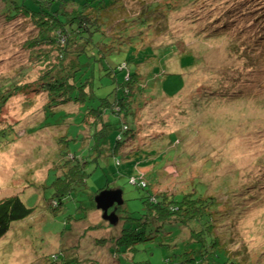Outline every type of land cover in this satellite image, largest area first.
<instances>
[{"label": "trees", "instance_id": "obj_1", "mask_svg": "<svg viewBox=\"0 0 264 264\" xmlns=\"http://www.w3.org/2000/svg\"><path fill=\"white\" fill-rule=\"evenodd\" d=\"M195 1L187 0V6ZM242 1L246 8L243 7L240 16L244 19L251 16V8L250 0ZM260 2H263L261 7L264 8V0H259ZM181 9V1L163 4L161 0H0V25H14V28L23 31L26 36L24 41L18 44L15 42V31L9 35V41L28 55L27 65H22L0 82V112L3 104L14 97L21 94H42L46 96L45 115L32 131L36 133L45 128L59 129V136L56 138L58 152L54 157L57 160L52 170L60 171L54 174L53 194L48 201V209L53 217L66 209L64 199L87 184L90 176L88 165L98 161L97 157L92 158V153L90 157L87 154L77 155L71 148L72 144L87 146L91 150L92 139L94 145L100 148L102 144H111L110 137L117 131L114 138V156L120 160L116 163L117 166L123 161L128 162L130 155L137 156L139 153L144 159L136 162L149 163L160 151L165 153L174 148L176 151L173 157L199 161L200 154L193 156L185 152V140L194 139L199 133L201 136L207 130L194 134L198 128L183 129V124L177 125V132L169 133L159 140L161 142L154 143L157 146L147 151L149 154H142L144 147L141 148L136 141L144 133L142 121L158 105L159 99L163 95L171 98L176 96L168 95L166 80L175 79V93L180 91L179 95L187 87L186 77H183L186 71L189 70L186 75L194 74L191 76L194 79L207 69V64L201 59V55L204 56L203 52L207 50L202 48L195 51L192 46H187L188 40L186 43L185 38L178 39L171 32L174 22L172 15ZM185 20L180 18V23ZM209 20L206 19L205 23ZM229 23L216 19L210 25L216 32L225 33L232 30ZM235 33L237 37L242 36L238 29H235ZM182 36L183 32L179 37ZM11 50H5V53H11L10 56L13 57L17 54V49L14 48V52H10ZM224 50L220 54L225 62L235 54L241 55L235 45L227 47L225 44ZM215 56L209 60L211 68ZM177 61L178 67L173 71ZM187 61L194 66H186ZM217 64L222 63L216 61L214 66ZM219 67L215 66V69ZM37 69L41 70L39 77L28 79ZM214 73L209 72L211 75ZM26 78L28 81L19 85ZM229 95L221 90L214 97L204 96L203 100L208 101L207 104L199 101L198 106L208 108L210 100L215 99L229 101L233 97ZM239 98L236 96L233 101ZM68 107H72V111H68ZM135 114L139 117L134 118ZM49 117L52 118L50 123L47 121ZM230 117L222 118L221 122H228ZM209 124L216 125L218 129L221 126V129H227L214 120H209ZM73 126L81 128L72 130ZM183 130L187 132L186 135L180 134ZM122 135H125L127 143ZM12 136L13 133L8 129L0 131V146L11 142ZM175 136L181 139V148L171 143L170 139ZM133 143L136 148L131 152ZM159 146L161 147L158 148ZM128 148L131 152L129 154ZM69 155L73 158L70 159ZM205 156L204 164L212 169V158ZM179 159L175 161L178 166L167 162L165 181L167 179L168 183H177L181 181L182 173H187L190 176H186V185H176L173 188L164 185L166 188L162 189L163 182H158V185L150 184L144 173L131 175L130 182L147 191V195L142 198L143 209L137 213L124 211L121 207L118 210L119 221L115 226L105 221L93 223L90 219L93 211L85 213L80 221L73 216L76 221L73 233L78 235V239L62 242V250L58 254L44 257L46 264H102L99 260L101 257H98L99 250L112 255L116 264H152L149 256L161 247H175V252L173 256L163 258L160 264H244L242 260L245 253L241 251L240 245L233 242L228 232L225 234L220 229L226 217L222 208L233 203L236 208H230V211L236 209L241 217L256 204L252 202L256 196H252L253 192L249 191L238 199L228 195L230 200L220 201L210 193L211 184H206L205 180L195 174V170L188 167L184 168L185 171L180 169ZM162 167L159 169H163ZM241 176V173L234 172L236 180ZM170 177L174 180H170ZM229 183L224 182V187H221L226 194L234 192L230 190ZM105 188H101L98 193ZM253 188L257 186L254 185ZM114 190L123 191L120 186ZM246 199L251 200L247 202ZM34 212L35 207L28 206L20 195L14 194L0 200V240L11 232L16 222L29 219ZM64 224L61 235L69 231V221ZM79 225H84V229ZM77 228H80L79 231ZM100 233L106 235L100 236ZM74 243L76 245L71 247ZM87 246L92 248L88 252ZM142 253L147 257L141 256ZM246 264H252V261L249 260Z\"/></svg>", "mask_w": 264, "mask_h": 264}, {"label": "rangeland", "instance_id": "obj_2", "mask_svg": "<svg viewBox=\"0 0 264 264\" xmlns=\"http://www.w3.org/2000/svg\"><path fill=\"white\" fill-rule=\"evenodd\" d=\"M161 1L163 4L182 2V9L172 15L174 22L171 32H174V36L178 39L185 38L186 43L188 40L187 46H192L193 50L198 51L202 48L207 50L203 52L204 56L201 55V59L203 58L207 64L205 65L207 69L204 73L197 74V78L195 76L194 79L191 77L194 74L186 75L189 70L186 71L183 77H186L187 87L179 95L177 94L180 91L175 93L177 91L175 79L166 80L165 89L168 95L176 96L171 98L163 95L158 105L145 116L146 120L142 121L143 127L139 119V125L144 133L140 134V137L136 136V141L141 148L144 147L142 154H149L147 151L157 146L154 143L161 142L159 140L169 133L177 132L179 127L177 125L183 124L185 126L183 129L198 128L194 134L207 130L201 136L199 133L194 139L185 140V152L193 156L200 154L199 161L173 157L176 151L174 148L168 149L165 153L160 151V154L158 153L149 163H137L136 160L144 159L139 153L137 156L128 157L129 164L123 161L117 166L116 163L120 161L114 156V138L117 131L110 137L111 144L105 146L102 144L100 148L94 145L92 139L91 150L87 146L72 144L71 148L77 155L87 154L90 157L92 153V158L97 157L98 161L88 165L90 176L87 184L64 199L66 209L59 211L58 215L53 217L48 209V201L53 194L54 174L60 171L52 170L57 160L54 157L58 152L56 138L59 136V129L45 128L36 133L32 131L44 118L45 95L21 94L12 98L3 104L4 107L0 112V131L8 129L13 133L11 142L5 143L8 148H5V145L0 146V200L14 194L20 195L28 206L35 207V212L29 219L16 222L11 232L0 240V264H46L44 257L58 254L62 250V242L78 239V235L73 233V227L76 226L75 218L80 221L85 213L93 211L90 217L93 223L105 221L102 211L96 208L95 194L106 186L104 190L122 187L124 203L119 209L123 207L124 211L140 212L143 209L142 198L147 195V191L134 186L130 182L131 175L144 173L150 184L158 185V182H163L162 189L168 186L173 188L176 185H186V176H190L187 173H182L181 181L177 183L176 181L168 183L167 179L165 181L167 162L173 164L177 159L182 171L187 167L193 169L206 184H211L210 193L220 201H227L228 195L238 199L240 195L253 192L252 196L256 198L252 202L256 204L241 217L236 209L230 211V208H236L233 203L226 204L225 208H222L226 217L220 229L225 234L228 232L233 242L240 245L241 251L245 253L242 263L246 264L251 260L252 264H264V8L261 7L263 2L250 0L251 11L247 12L251 16L243 19L240 12L245 7L243 6L245 2L242 0H196L189 6L187 0ZM200 6L204 7L199 8ZM180 18L186 20L180 23ZM208 18L210 20L205 23ZM216 19L223 23L232 22L229 23L232 30L225 33L216 32L210 25ZM235 29L242 33L241 37L236 36ZM14 31L17 32L14 37L17 44L26 39L20 28H14V25L8 27L0 25V82L15 73L22 65H27L28 55L9 41V35ZM182 32L183 36L179 37ZM225 44L227 47L238 46L241 55L235 54L231 60L225 62L220 54L225 51ZM14 48L17 49V54L13 57L10 56L11 53H5V50L9 49H12L10 52H14ZM213 56L215 61L211 68L209 60ZM216 61L222 64L215 66H220L226 71H222L220 67L215 69ZM178 64L177 61L173 71H176ZM186 66L192 67L194 64L187 61ZM39 70H34L28 79H37ZM211 71L215 73L209 74ZM28 79H23L19 85L25 84ZM220 89L225 95L233 96L231 100L215 99L210 100L211 105L208 108L198 106L199 101L207 104L208 101L203 100L204 96L208 98L209 95L213 97L219 95ZM235 95L240 98L233 101L236 99ZM192 107L201 110L197 111ZM68 108V111H72L70 110L72 107ZM233 112L237 114H231ZM228 116H231L228 122H221L222 118ZM135 117L139 115L135 114ZM209 120H214L227 129H221V126L220 130L216 125L209 126ZM47 121L50 123L52 118H47ZM129 122L131 123V120ZM80 128L73 126L71 129ZM186 133L185 130L180 132L182 135ZM122 138L126 143L128 142L125 135H122ZM177 139L179 137L175 136L170 141L181 148L182 145L179 144L181 139L176 143ZM135 148L136 144L133 143L131 152L135 151ZM182 150L184 153V149ZM131 152L128 148L127 154ZM205 155L212 158L214 164L212 169L204 164L207 157ZM164 161L166 164L162 167ZM175 164L178 166V163ZM160 167L163 169H159ZM173 168L176 169V166ZM177 171L180 173V170ZM234 172L241 173V178L236 180ZM170 180L174 179L170 177ZM224 182H230V190H234L232 194L223 192L221 187H224ZM254 185L257 188H253ZM246 200L250 202L251 199ZM73 216L75 218H72ZM67 221H69L67 225L69 231L61 235V231L65 228L64 222ZM79 227L84 229V225ZM77 229L79 231L80 228ZM74 245L76 244L70 246ZM90 249L92 248L87 246L86 252ZM174 249L175 247L158 248L156 249L158 252L155 250L149 259L152 264H160L163 258L173 256ZM86 254L90 255V253ZM141 256L147 257L145 253ZM98 257L102 264H116L112 255H108L105 250H99ZM138 260L142 261V259Z\"/></svg>", "mask_w": 264, "mask_h": 264}, {"label": "water", "instance_id": "obj_3", "mask_svg": "<svg viewBox=\"0 0 264 264\" xmlns=\"http://www.w3.org/2000/svg\"><path fill=\"white\" fill-rule=\"evenodd\" d=\"M96 208L102 211V217L110 225L115 226L119 221L118 208L123 205L122 190H103L95 197ZM113 209V210H112Z\"/></svg>", "mask_w": 264, "mask_h": 264}, {"label": "flooded vegetation", "instance_id": "obj_4", "mask_svg": "<svg viewBox=\"0 0 264 264\" xmlns=\"http://www.w3.org/2000/svg\"><path fill=\"white\" fill-rule=\"evenodd\" d=\"M113 210V209H112ZM118 210H119V208H118ZM118 213V212H117Z\"/></svg>", "mask_w": 264, "mask_h": 264}]
</instances>
